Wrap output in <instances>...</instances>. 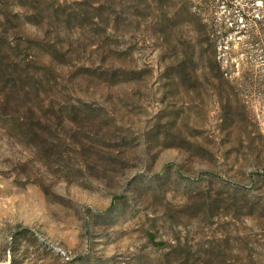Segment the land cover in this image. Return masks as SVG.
Masks as SVG:
<instances>
[{
  "label": "rangeland",
  "instance_id": "obj_1",
  "mask_svg": "<svg viewBox=\"0 0 264 264\" xmlns=\"http://www.w3.org/2000/svg\"><path fill=\"white\" fill-rule=\"evenodd\" d=\"M263 13L0 0V264H264Z\"/></svg>",
  "mask_w": 264,
  "mask_h": 264
},
{
  "label": "trees",
  "instance_id": "obj_2",
  "mask_svg": "<svg viewBox=\"0 0 264 264\" xmlns=\"http://www.w3.org/2000/svg\"><path fill=\"white\" fill-rule=\"evenodd\" d=\"M231 3H233V1H230ZM261 4H264V0H260ZM229 4V2H227ZM234 4V3H233ZM241 10V14L243 16V18H248L247 12L245 11L244 8H240ZM178 11H174L173 14H177ZM264 13H263V18L262 19H253V25L251 26V28H249L248 32L250 35V39L253 40L256 37L259 36L260 33L264 32ZM235 26H231L229 27V29H223V31H220V33H222L223 35H228L231 31H233ZM257 29L258 33H254L253 30ZM199 32L203 34L204 37V42H206L207 44H211L215 47V50L217 49V47L219 46V40H220V36L216 35V32L214 31V28L212 25L206 23V22H200V26H199ZM222 60V57L218 55V67L220 68V62ZM221 76L223 75V72L221 70L220 72ZM246 78H251L250 75H244Z\"/></svg>",
  "mask_w": 264,
  "mask_h": 264
}]
</instances>
